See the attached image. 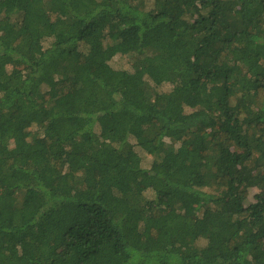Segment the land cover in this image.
<instances>
[{
	"label": "trees",
	"instance_id": "obj_1",
	"mask_svg": "<svg viewBox=\"0 0 264 264\" xmlns=\"http://www.w3.org/2000/svg\"><path fill=\"white\" fill-rule=\"evenodd\" d=\"M0 264H264V0H0Z\"/></svg>",
	"mask_w": 264,
	"mask_h": 264
},
{
	"label": "rangeland",
	"instance_id": "obj_2",
	"mask_svg": "<svg viewBox=\"0 0 264 264\" xmlns=\"http://www.w3.org/2000/svg\"><path fill=\"white\" fill-rule=\"evenodd\" d=\"M255 190L250 191L249 198H248V203H251L253 201V195L255 194ZM202 243V242H201Z\"/></svg>",
	"mask_w": 264,
	"mask_h": 264
}]
</instances>
